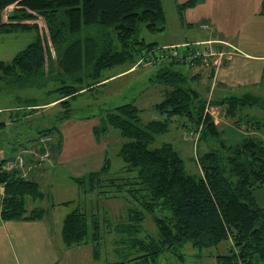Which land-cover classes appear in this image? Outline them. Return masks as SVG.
<instances>
[{
    "label": "trees",
    "instance_id": "1",
    "mask_svg": "<svg viewBox=\"0 0 264 264\" xmlns=\"http://www.w3.org/2000/svg\"><path fill=\"white\" fill-rule=\"evenodd\" d=\"M199 1L188 0L178 4L177 9L182 11ZM9 8L12 12L6 13L4 22ZM165 25L161 0H0V33L39 30L35 39L10 61L0 62V80L10 81L13 87L55 82L53 91H58L67 119L70 101L77 99L79 92L89 91V81L99 82L102 71L123 65L130 69L144 62L156 65L162 51L158 54L153 44L137 36L143 30L149 34L163 31ZM173 59L177 60L170 58L166 65L160 64L151 79L165 92L154 106L158 120L141 125L140 109L124 103L101 116V123L93 129L97 138L109 130L118 132L122 140L116 150L123 164L120 174H109L111 163L105 158L99 171L75 182L83 195L94 193L95 197L104 195L125 203L123 222L106 223L101 218L104 227L119 236L117 245L129 249L126 254L122 248L125 259L121 264L151 262L164 251L175 254L187 243L198 250L229 239L231 250L216 257L218 264H264V209L254 198L256 188L264 189V138L251 134L242 144H227L222 131L204 111L205 104L191 80L173 68L179 63L199 65L203 58L190 63ZM212 102L225 106L224 113L230 119L238 118L239 110L245 108L264 111V96L250 92ZM9 118L14 120L11 113ZM251 119L258 125L255 130H259L260 122L254 116ZM178 120L189 134L190 130H199V142L207 148L197 156L198 173L186 170L172 144L149 147L155 137L169 130L170 123ZM239 121L235 119V126H241ZM51 129L40 135L47 136ZM24 150L12 156H23ZM36 151L44 153L42 148ZM0 191L1 221L38 220L46 213L38 206L27 209L28 200L34 203L44 195L39 183L23 178L19 170L0 172ZM146 215L152 218L157 231L154 240L142 227ZM94 216L89 218L96 234L92 241L96 242L99 222ZM85 218L78 208L64 216V245L88 242ZM96 253L97 246L93 245V255Z\"/></svg>",
    "mask_w": 264,
    "mask_h": 264
},
{
    "label": "rangeland",
    "instance_id": "2",
    "mask_svg": "<svg viewBox=\"0 0 264 264\" xmlns=\"http://www.w3.org/2000/svg\"><path fill=\"white\" fill-rule=\"evenodd\" d=\"M185 1L161 0L163 12L165 13L166 25L164 30L155 32V34H149L143 30L138 33L137 37L144 39L146 44H153V47L158 50L159 54L160 50L164 47L180 46L186 43H195V41L184 42L178 45H169L170 43L189 41L193 39L192 37L198 39L202 32L208 35L206 30L199 29L195 24L193 27L186 26L188 24L186 22L185 24L181 23L178 12H176V5ZM234 2L233 0H218V3L224 5V9L228 7L229 9H233ZM10 12H12L11 8L7 9L4 13V22L6 21V13L10 14ZM208 13L210 14V9L199 7L198 11L193 13V16L200 19V17ZM231 22L228 21L226 23L227 28L229 27L231 30H234L235 25ZM37 24L40 28L41 21H38ZM38 33L39 30L33 29H29V31L0 33V62L10 61L20 50L28 46ZM208 40L203 39L202 41L206 42ZM230 40L233 41L234 39L231 38ZM209 42V50L212 51V56H204L201 64L188 67L185 64L179 63V65H175L173 68L183 71L188 78L191 75H194L196 78L200 77L201 79L205 77L210 78L216 68H220L221 64L234 51L232 47L227 51V48L225 46L224 48L217 40L211 41L210 39ZM222 50H226L229 54L224 52L221 56L219 53ZM170 51L167 50L165 54L168 55ZM168 61H170V57L161 59L156 65L149 62H144L137 66L135 64L132 67L133 73H128L123 78L111 83H106L107 81L103 82V80L117 71L129 69V66L123 65L122 67L119 66L115 69L111 68L110 70L102 71L98 79V81L100 80L99 82H96V80L90 83L89 81V84H91L89 91L85 93L79 92L81 94H79L78 98L70 101V111L68 112L69 117L67 119L64 118L65 108L63 107L65 105H61L58 101L54 107H44L38 110L21 109L19 118H15L9 122L10 118H7V115L10 113L15 114V107L43 105L45 102L58 98L59 94L58 91H53L55 89V82L52 81L37 82L33 83L32 86L21 84L18 87H13L10 81H6L5 83L3 81L0 82V108H2L0 109V122L4 123L0 124V156L12 158L14 153L21 152L22 149L34 148L39 143L40 136H43L40 133L53 128L47 132V135L51 136L52 140L49 146L47 144L44 147L47 153L46 158L39 160L38 166L37 160L33 159L25 163L27 164L25 171L30 172V177L28 178L38 181L39 189H41L44 195L42 199L37 200L35 205L28 200L27 209L31 210L32 207L38 206L46 211L45 222L49 224L52 239L55 240L61 239L60 230L62 218L65 215L71 213L74 208H78L81 213L84 212L87 216L85 221L88 224L86 240L97 246L96 255L99 256V260L96 261V264H121L120 262L125 259V256L122 254V248H125L124 244L117 245L115 241L118 240L119 236H116L108 226L104 227L102 219H106V223L112 224H116L119 221L123 222L126 217V205L122 200L112 199L104 195H96V197L94 193L83 195L80 193V189L75 182L76 179H81L92 172L99 171L103 166L105 158L110 160L111 169L109 174L111 176L119 175L123 166L116 156L118 145L122 142L118 132L115 129L109 130V132L101 134L97 138L93 129L101 123V116H104L107 111H111L114 107L124 105V103H133L140 109L139 124L145 125L148 121L158 120L160 116L155 113L154 105L162 100L165 92L162 85L153 82L151 79L160 64L166 65ZM173 61L177 60L173 59ZM236 62L240 63V67L234 65ZM241 62V59L238 60L236 56L233 63L230 64L233 69L235 68L234 71H236L232 77L241 79L244 77L245 68ZM248 65L247 61L246 66L248 67ZM48 70L49 66L45 70L46 74ZM195 71L197 73H194ZM252 75H255V73L253 72L248 77L251 78ZM200 78L199 80H201ZM199 80L196 83H199ZM191 85L200 93L201 100L205 104L204 111L211 116L213 123L222 131L223 138L227 144H242L250 134L260 139L264 138V111L255 108L249 111L246 109L244 111L239 110L241 115L238 118L240 119L239 122L242 128L240 127L241 130H238L236 127H233L235 119H238L237 116L235 119L226 117L224 113L225 106L212 102L222 97L216 87L212 88L204 85L203 82L193 85L192 81ZM256 90L253 91L254 93L257 92L254 95L264 96V83H261L259 89ZM239 93H241L239 90H233V94L237 95ZM246 114L254 115L255 120L260 122L261 128L259 130H255V126L258 125ZM181 121L178 120L176 123H170L169 130L155 137L154 143L149 147H159L162 143L172 144L180 158L184 160L186 170L191 174H195L198 173L197 156L207 148H205L203 143L199 142V130H190L193 134L190 136L188 130L180 125ZM243 130H246V135H244ZM51 146L53 147L51 148ZM27 151L24 150L22 154L24 157L27 156ZM34 153L38 157L39 153L37 154L36 150ZM30 167L33 168L30 169ZM38 176H40V179ZM254 191L255 201L264 209V189L256 188ZM94 213V217L99 222L97 231L99 230L100 232H98L100 238L98 236L96 242L92 241V236L96 234L93 232V221H90L89 218ZM142 227L151 236V240L157 237V231L154 229L152 218L148 215H146ZM231 246L232 241L230 239L222 241L217 246L198 250L187 243V245L176 250L175 254L170 251H164V253L151 262H130V264H218L216 257L229 254ZM123 250L126 251V254L129 251L126 248ZM130 252L133 255H137L135 251ZM80 255L82 259L81 262H77L78 264H94V261L88 255L86 256L82 252Z\"/></svg>",
    "mask_w": 264,
    "mask_h": 264
},
{
    "label": "crops",
    "instance_id": "3",
    "mask_svg": "<svg viewBox=\"0 0 264 264\" xmlns=\"http://www.w3.org/2000/svg\"><path fill=\"white\" fill-rule=\"evenodd\" d=\"M233 1H235L233 3V9H229V7L224 9V5L222 3H218V0H200L195 6L185 8L182 11H178L177 4L176 12H178L181 23L185 24L186 22L188 23L186 26L193 27L197 25L199 29L206 30L208 35H205L202 32L200 33L198 39H196V37H192L193 39H190L189 41L185 40L178 43L169 44L178 45L184 42H201L203 39H209L208 41L211 39V41H219L223 47L225 46L227 48V51L232 47L234 52L221 64L220 68H216L215 72H213L210 78L205 77L201 79L199 77L201 79L199 80V78H196L194 75L189 77L193 85H198L203 82L204 85L210 86L212 88L216 87L222 96L221 98L226 97L227 95H235L233 94V90H239L241 92L237 95L248 92L257 94V92L254 93L253 91H257L256 89H259L261 83H264V0ZM186 2H188V0L179 4ZM197 7L210 9V14H204L202 17H200V19L199 17H194L193 13L198 11ZM228 21H232L231 23L235 25L234 30H231L229 27L227 28L226 23ZM231 38L234 40H230ZM227 51L222 50L221 53L224 54V52H226L229 54ZM236 56L238 60L241 59V63L245 68L243 73L244 77L242 79L232 77L233 73L236 71H234L235 68L233 69L230 64L233 63ZM247 61L249 64L248 67L246 66ZM239 64L240 63L236 62L234 65L240 67ZM132 70L133 69L130 68L117 71L116 73L106 77L103 82L107 81L106 83H111L116 81L117 79L123 78L128 73H133L134 71ZM253 72L255 75H252L251 78H253L251 79L248 76ZM194 73H197V71ZM196 79L199 80V83H196ZM1 81L4 83L6 82L5 80H0V82ZM58 101V98H55V100L45 102L43 105L17 106L14 109L16 113L11 114L15 115L14 119H18L20 114L19 112L22 111L21 109L25 108L27 110H38L39 108L44 107H54ZM245 109L247 111L253 110V108ZM246 115L250 116L251 118L254 116L250 114ZM9 117L10 114L7 115V118ZM12 120L13 119L9 120V122ZM233 127H236L238 130H241L242 128L241 126V128L235 126V124ZM243 133L246 135V130H243ZM51 140L47 142L48 146L51 144ZM37 147L41 148V146L37 144V146L35 145L34 148L26 149V151L28 150V153L27 156L24 157L25 163L26 161L33 159L37 160V166L39 165L40 161L37 155L34 153ZM52 147L53 146H51V148ZM25 163L24 170L27 168V164ZM32 168L30 167V169ZM29 174L30 172L28 173L27 177H30ZM38 178L40 179V176H38ZM33 180L37 181L35 179ZM35 203L36 202L32 204L35 205ZM45 214L41 218H38V220H0V264H78L77 262H81L82 259L80 255L81 252L84 255L91 257L94 261V264H96V261L99 260V256L93 255V244L85 242L84 244L82 243L68 247L63 244L62 235L61 239H52L49 224L45 222Z\"/></svg>",
    "mask_w": 264,
    "mask_h": 264
},
{
    "label": "built area",
    "instance_id": "4",
    "mask_svg": "<svg viewBox=\"0 0 264 264\" xmlns=\"http://www.w3.org/2000/svg\"><path fill=\"white\" fill-rule=\"evenodd\" d=\"M209 41H201V42H195V43H189V44H183L180 46H167L161 49L162 54L159 57V59H167V58H176L177 60L179 59H184L186 62H193L195 59H204V56H212V51L209 50ZM202 48H201V47ZM170 51L168 55L165 54L166 51ZM208 51V52H207ZM222 56V53H219ZM159 60V61H160ZM192 136L193 134H189ZM49 141L48 136H43L41 137L38 142L39 145L41 146L42 149H44V153L40 155L38 158L39 160L45 159L47 156V153L45 152V148L47 142ZM40 148V147H39ZM24 163L25 159L24 156L20 155H15L12 159H9L8 157L0 156V172L1 171H7L11 172L13 170H19L21 171V176L25 178L27 176L28 171L24 170ZM2 194L0 191V220H1V210H2Z\"/></svg>",
    "mask_w": 264,
    "mask_h": 264
}]
</instances>
